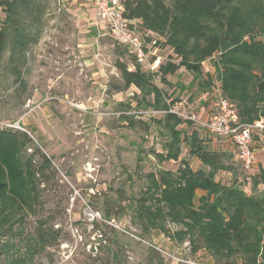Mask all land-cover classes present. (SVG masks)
Returning a JSON list of instances; mask_svg holds the SVG:
<instances>
[{
  "label": "trees",
  "instance_id": "obj_1",
  "mask_svg": "<svg viewBox=\"0 0 264 264\" xmlns=\"http://www.w3.org/2000/svg\"><path fill=\"white\" fill-rule=\"evenodd\" d=\"M48 2L0 0V60L8 44L15 61L30 40L36 41L30 29L37 28L36 35L40 34L37 26ZM122 4L124 18L142 36L146 51L152 45L154 51L165 47L171 54L152 71L116 41L132 57V67L119 58L115 67L120 82L111 88L131 90L139 111L164 113L149 121H135L134 115L126 114L121 119L133 129H149L152 124L161 128L168 140L154 155L160 163L180 166L146 175V188L133 205L123 204L124 191L118 190L119 201L109 198L104 203L105 219L121 216L130 207L141 240L159 232L187 243L192 254L205 251L214 264H264V169L245 171L234 144L189 118L194 114L181 115L175 109L179 99L168 103L172 94L164 90L172 85L171 77L185 69L204 91L218 84L220 97L233 105L241 124L264 119V0H122ZM207 61L217 83L204 71ZM15 72L19 73L16 65ZM120 107L125 112L133 109L130 103ZM182 124L185 129L179 128ZM182 144L189 157L197 159L198 168L181 159ZM43 149L30 130L0 127V257L6 264H32L61 236L54 229V217L44 214V185L56 171L54 158ZM220 172L232 174L230 183L217 178ZM241 172L251 174L242 182ZM90 264L126 263L114 255Z\"/></svg>",
  "mask_w": 264,
  "mask_h": 264
},
{
  "label": "rangeland",
  "instance_id": "obj_2",
  "mask_svg": "<svg viewBox=\"0 0 264 264\" xmlns=\"http://www.w3.org/2000/svg\"><path fill=\"white\" fill-rule=\"evenodd\" d=\"M94 11L91 5L81 7L68 1L63 7L49 0L41 27L37 26L40 34L36 35L37 28L29 27L36 41L30 40L15 61L12 44H8L0 60V127L30 130L44 152L54 158L56 172L44 185V214L54 217V229L61 236L32 264H90L114 255L126 264H214L205 251L192 254L187 243L159 232L141 240V231L132 224L130 207L110 221L104 217L105 201H119L118 190L125 194L122 203L133 205L146 188V175L176 171L180 163H160L155 157L154 152H162L168 140L157 125L133 129L121 119L126 114L134 115L135 121H149L164 113L139 111L131 90L111 88L120 82L116 61L121 58L132 67V57L110 36L108 25L97 20ZM170 54L165 47L156 52L162 60ZM204 71L217 83L210 61L204 64ZM194 79L192 73L181 69L164 90L172 94L168 103L179 99L175 107L181 115L192 113L206 121L220 100L218 84L204 91ZM120 103H130L133 109L125 112ZM199 129L206 137L207 132ZM262 136L264 141V133ZM254 139L258 148L260 138ZM181 159L198 168L185 144ZM241 173L238 177L242 182L251 174ZM232 177L229 172L217 176L226 184ZM0 264H6L1 257Z\"/></svg>",
  "mask_w": 264,
  "mask_h": 264
},
{
  "label": "built area",
  "instance_id": "obj_3",
  "mask_svg": "<svg viewBox=\"0 0 264 264\" xmlns=\"http://www.w3.org/2000/svg\"><path fill=\"white\" fill-rule=\"evenodd\" d=\"M88 1L96 11L97 20L108 25L110 36L128 47L137 63L147 65L152 71L158 68L162 58L156 55L157 50H152V45L149 46L147 52L146 43L142 36L130 29L129 22L123 15L122 0ZM151 54H153L152 57H156L153 61L151 60L152 57L150 58ZM189 118L204 126L209 133L222 136L233 143L236 147L237 159L245 171H251L259 166L264 169V141L262 136L264 119H260L251 125L241 124L236 109L222 97L206 121L197 120L195 115ZM18 129L24 130L22 127H18ZM254 136L260 138L258 148H256ZM257 155H261L262 158L259 159ZM93 216H95L94 213Z\"/></svg>",
  "mask_w": 264,
  "mask_h": 264
},
{
  "label": "crops",
  "instance_id": "obj_4",
  "mask_svg": "<svg viewBox=\"0 0 264 264\" xmlns=\"http://www.w3.org/2000/svg\"><path fill=\"white\" fill-rule=\"evenodd\" d=\"M56 1H58V2L60 3V5H62L63 7L65 6L66 2H68V1H71V4L73 3L74 5H79V6H81V7H83L84 5H85V6H86V5H91V4L89 3L88 0H56ZM92 8H93V6H92ZM93 9H94V8H93ZM94 10H95V9H94ZM59 11H60V9H59ZM94 12L96 13V11H94ZM214 107H215V106H214ZM214 107L210 109V116H211V114H212V112H213ZM210 116H209V117H210ZM209 117H208V118H209ZM257 157H258L259 159L262 158L261 155H257Z\"/></svg>",
  "mask_w": 264,
  "mask_h": 264
}]
</instances>
